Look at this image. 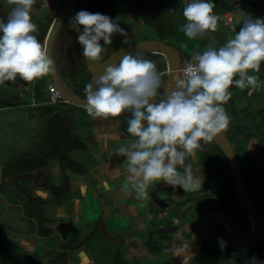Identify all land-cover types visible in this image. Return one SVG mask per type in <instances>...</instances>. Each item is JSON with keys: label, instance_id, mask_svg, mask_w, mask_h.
I'll use <instances>...</instances> for the list:
<instances>
[{"label": "trees", "instance_id": "trees-1", "mask_svg": "<svg viewBox=\"0 0 264 264\" xmlns=\"http://www.w3.org/2000/svg\"><path fill=\"white\" fill-rule=\"evenodd\" d=\"M127 2L132 13L152 31L148 38H155L173 46L179 53L181 63L191 59L186 51L189 48L197 50L200 37H196L195 42H192L193 39L186 36L184 31L180 33L182 22L179 20L184 19L181 0H127ZM247 3L256 10L255 16H260V12L264 11V0H214V11L217 14L226 9L235 12L240 6ZM116 6V0H77L73 14L79 9H88L93 12L107 13L117 20ZM10 9L8 0H0V17L7 19ZM57 11L58 9L53 13L48 12L34 19V22L39 26L38 39L42 42H44L52 17ZM240 27H237L235 33ZM76 37L77 35L67 22L63 21L53 41L52 57L55 68L64 83L77 96L87 99L84 88L91 81V74L86 68L82 46ZM127 43L123 33L114 34L112 43L105 45L106 50L102 52L101 58L97 61H103ZM143 53L146 57L156 61L160 72L166 69V61L161 54L150 51ZM164 79L165 76H161L162 85ZM48 82L47 74L28 80L30 95L35 101L40 102L46 99ZM230 89L232 96L224 106L231 119L229 126L222 131L234 146L241 163L247 191L258 207L259 202L264 199V147H259L261 144L260 135H264V132H261L264 131V107L259 110L255 109L246 96V102L237 106L235 102L238 95L236 87L231 85ZM243 92L246 95V90ZM12 97L13 95H10L8 91L0 88V108L18 102V100H12ZM160 98L162 97L158 95V99ZM70 105L67 102H59L30 106L28 114L37 123L34 145L16 152L4 161L5 164L1 171L2 180L9 184L12 183L14 187L8 188L9 186L0 182V196L10 205L12 203L8 197L14 196V188H16L18 195L25 198L24 202L27 207L25 209L21 203L20 205L16 203L20 201L13 204L21 207L22 216L32 225L35 235L47 239L51 243L50 248L43 252L35 251L22 255L8 254L7 258L2 259L4 264H78L79 261L77 262L74 253L79 251L87 252L95 264H128L121 248L127 233L125 231L116 233L108 229L101 215L96 222H93L88 231L76 234L67 240L61 238L60 234L50 226L52 222L46 213L49 206L60 205L70 198V173L85 174L87 171L70 154L73 150L85 149V145L76 135L68 115L67 108ZM251 142L255 145L256 155L245 150V147ZM196 153L200 158L199 167L204 171L203 175L208 176L210 180H216L217 183L220 182L222 186L216 182L204 185L198 190H194L190 197H186L174 205L169 222L179 223V230L183 232L177 234L179 230L176 231L178 229L176 228L173 229L175 234L172 231L165 232L159 240L160 244H158V240L153 245L146 242L147 250L153 254L156 253L154 256L158 255L159 258H161L159 254L161 250H165L171 260L173 259L172 249L176 243L175 239L180 235L185 234L184 245L187 243L186 239H188L189 233L185 232L183 217L192 206L200 203H216L215 209L226 212L242 229H246L248 223L246 214L235 195L224 154L213 140L203 142L202 147L197 149ZM54 160L60 171L58 183L53 181L49 172L45 171L49 169L51 161ZM33 172H36L40 178L35 179L32 176ZM32 182L33 187L31 186ZM35 188L48 191L49 196L35 195L32 192ZM214 224L213 227L210 225L207 232V235L210 232L211 236H206L200 250L189 264H224L235 253L236 250L230 245L228 237L223 235L222 231L219 234L213 231L214 228L219 230L223 227H218L216 222ZM223 230L225 232L224 228ZM260 249L246 251L248 252L247 257L258 254ZM242 254L244 253L239 252V261ZM171 260L164 262L170 264Z\"/></svg>", "mask_w": 264, "mask_h": 264}, {"label": "clouds", "instance_id": "clouds-1", "mask_svg": "<svg viewBox=\"0 0 264 264\" xmlns=\"http://www.w3.org/2000/svg\"><path fill=\"white\" fill-rule=\"evenodd\" d=\"M36 0H8L7 19L0 17V84L18 77L33 80L52 71L54 60L46 43L38 39L39 26L32 19ZM186 36L200 37L215 30L218 14L214 0H181ZM71 25L82 54L99 60L113 35L126 30L112 16L79 9ZM175 86L162 89L156 61L142 50L127 52L84 88L88 113L94 116L128 112L127 128L134 139L116 149L126 158V179L137 196L147 197L150 186L166 182L173 187L198 190L200 169L193 171L190 158L203 142L211 141L230 123L225 103L231 85L244 89L259 83L264 63V17L243 12L241 27L218 47L209 43L196 50ZM249 69L253 72L249 73ZM160 99H155L157 96ZM127 186V185H126ZM249 264H264L255 256Z\"/></svg>", "mask_w": 264, "mask_h": 264}, {"label": "crops", "instance_id": "crops-1", "mask_svg": "<svg viewBox=\"0 0 264 264\" xmlns=\"http://www.w3.org/2000/svg\"><path fill=\"white\" fill-rule=\"evenodd\" d=\"M241 7L243 6H240L239 9ZM254 12L256 15V10ZM233 13L235 15L236 11ZM238 26L241 25H236V29ZM224 29L225 28H222V30ZM191 39H193L192 42H195L196 37H191ZM127 42L131 43L132 41H129L128 38ZM207 45L208 44H205L203 45V47H199L198 50H203V48ZM195 51L196 49L190 51L193 52L192 57ZM192 57H190V60H192ZM262 68H264V63L261 64V68L258 73V79L264 82V70ZM248 71L249 73L253 72L252 69H249ZM18 78L12 83L6 81L0 85L1 89L8 91L10 95H13L12 100H18V102L12 103L11 106L0 108L1 111H11V113L17 115L16 118H13L8 123L7 127L9 128V130L7 131V134L4 136V138H0V140H3L4 142L3 146L0 144V163L2 164H5L4 161L14 155L16 152L31 148L34 145V135L37 130L36 120L34 118H31L28 114V108L30 107V105H28L27 102L31 97L28 88V80L23 81L22 78H20L21 80H19ZM237 89L240 91H237L238 95L235 100L237 106L243 105L245 102L242 101L246 100L247 97V99H249L252 104H260V108L264 107V90H262L260 87L257 86L256 91L249 95L247 94V91L246 95H244L243 89L239 88L238 86ZM155 99H158V96L155 97ZM240 100L242 103H240ZM67 111L72 125L75 128L76 135L78 136L79 140L82 141V143L85 145V149H76L73 150L70 154L73 158L76 159V161L83 165L87 171L85 174L70 173L69 175L71 182V195L67 201L59 205V208L60 210H62V212L58 217V222H63L64 226L66 225L65 229L63 230L68 236L64 235V240H67L77 233V224H75L74 226H72V224L71 226L74 227V229H71L72 227L70 226L69 228V226L67 225L68 222H87L86 231H88L91 228L93 222H96L98 220V217L101 215V217L104 218L105 224L108 229L116 233L124 231L127 233L126 239L124 241L125 244L127 243V238L129 237L130 232L129 230H127L128 228L126 229L127 226L122 225L121 222L124 220V218L125 220L127 219V221L130 223H132V220H128V215L127 213H125V211H128V203H126L127 207H125V205L121 201L124 196L126 197L137 194L135 190L131 188V183L126 179V169L124 168V165L127 162L126 158L117 155L116 149L120 144L128 143L132 139H134L132 134L128 132L127 128L128 117L131 115V113L121 112L120 114L115 116H94L90 113H86L83 107L73 104H71L67 108ZM1 129H3V127L0 126V130ZM5 141L7 142L6 144ZM198 157V154L195 153V155L190 158L191 164L192 162H194L195 165L198 164L199 166L200 158ZM49 169L58 177V180L51 177L53 181L58 183L60 181V171L55 160L51 161ZM49 169L45 171L48 173ZM34 174L37 173L33 172L32 174V176L35 178ZM0 182L7 187L9 186L8 188H11L10 185L12 183L9 184L7 181L2 180V178ZM31 184H33V182ZM95 185H97V188H95ZM38 189L39 188H35V190H33L32 192L36 194V190ZM92 189L94 190L92 191ZM181 189L185 192L188 191V189H183L182 187ZM16 191L18 193V190ZM173 191L174 187L168 185L166 182H156L154 187L150 186L148 189V195L153 197V201H148L146 197H142V199L140 198L139 203L137 204V206L139 205L140 208L145 210V212L146 209H148L147 214L144 213L142 215L144 216V219L137 222L138 225H140L138 227L140 229L139 233H141L143 229L152 225V222L156 223V219V221H158V244H160L159 240L165 232L172 231L175 234L174 230L176 228H178L176 229V231L179 230V223H173L169 221L174 205L182 201L185 197L180 200L176 198L173 201L172 199L176 196ZM193 192L194 190L188 191L186 196L190 197ZM161 194L164 196V199L160 197ZM37 195L48 197L49 192L40 188V191H38ZM85 195L91 197L87 201L88 204L87 202L82 203ZM75 199L77 200V209H72L69 204L70 201H73ZM100 200H102V202H100ZM154 200L156 203L153 204ZM125 201L126 199H124V202ZM262 203L264 204V199L262 200ZM155 204H158V206H155ZM88 205H90V207ZM208 205V203H200L198 205L192 206L186 212V215L183 217L186 233H190V231H192L195 226V214H200V212L202 213L205 210L204 206ZM86 209L91 212V215L86 214ZM75 215H77L76 219L73 220ZM135 221L136 220L133 219V222ZM118 226L124 227V229H122L121 227L118 228ZM138 228L136 227V229ZM182 232L179 230L177 234ZM185 237V234H182L180 235V237H177L175 239L176 243H174L175 245L172 249V258L183 246L186 245H184ZM126 245L128 248L129 244ZM130 247L132 246L130 245ZM130 247L129 249H131ZM159 254L162 261V263L160 264H165V260H171L165 250H161ZM124 257L126 258L125 253ZM152 257L153 253L148 251L146 247V251H144L142 254H139L137 260L133 262L130 261L128 262V264H148V261L152 259ZM252 257H250L249 259H251ZM237 260H239V255Z\"/></svg>", "mask_w": 264, "mask_h": 264}, {"label": "rangeland", "instance_id": "rangeland-1", "mask_svg": "<svg viewBox=\"0 0 264 264\" xmlns=\"http://www.w3.org/2000/svg\"><path fill=\"white\" fill-rule=\"evenodd\" d=\"M62 2H63V0H36L35 4L33 5V8H32V19H36L38 17H41L48 12L53 13L55 10L60 8ZM116 3H117V7H116L115 14L117 17V21H119L122 24V27L126 30V32L123 33L126 41L128 38H129V41L133 42V41L142 39L143 37L148 38L149 36H151L152 31L146 25L141 23V21L132 13V10H131L127 0H116ZM9 6L11 8L10 4H9ZM254 11L252 9L251 4H248V3L245 4L243 7H241L239 10H237L236 14L234 15L236 25H238V24L241 25L242 18H243V12L250 13L253 16H255ZM260 16L264 17V11L260 12ZM179 21L182 22L181 23V25H182L186 22V18L184 17V19H182V20L180 19ZM222 28H225L226 30L225 29L222 30ZM182 32H183V30L181 28L180 33H182ZM234 35H235L234 30L228 29V28L222 26L218 22L217 28L215 30L208 31L204 35L200 36L198 46L203 47V45H205V44L213 43L215 46L218 47L220 44H222L228 38H230ZM189 49L186 52L190 53L189 55H191V57H192L193 52H190V51H193V49H190V50ZM192 60H193V57H192ZM262 69L264 70V68H262ZM18 79L21 80L20 77ZM22 80L24 81V79H22ZM7 82L12 83L14 81H7ZM235 87H236V90L238 92H240L237 89V86H235ZM244 90H245V88L243 89V91ZM237 102H239V101H237ZM242 102H246V100H243ZM242 102L240 100V103H242ZM253 106L255 109H258V110L260 108V104L255 105L253 103ZM16 116L17 115L14 113H11V111H1L0 110V126L3 127V129L0 130V138L1 137L4 138V136L7 134V131L9 130V128L7 127L8 123L13 118H16ZM261 132H264V131H261ZM260 136H261L260 137L261 144L259 145V147L262 148V147H264V135H260ZM6 143L7 142L5 141V144ZM0 144L2 146L4 145L3 140H0ZM245 148H246L245 150L248 153H253L256 155L255 145L253 144V142H251ZM0 160H1V158H0ZM192 168H193L194 172H196L197 169H200L202 174H204L203 173L204 171L198 166V164L195 165L194 162H192ZM49 172H50V176L52 178L58 180V177L52 171H50V169H49ZM203 177H204V179H203L202 186L216 182V180H214V179L210 180V178H208V176H206V175H203ZM217 184L219 186H222V184L220 182ZM10 186H11V188L14 187L12 184ZM31 186H33V184ZM95 188H97V185H95ZM16 190L17 189L14 188V193H13L14 196L8 197L12 203L10 205L5 200H2L3 198L1 199V196H0V264H4L2 262V259L7 258L8 254L22 255V254L33 253L35 251H38V252L42 251L43 252V251H46L47 249H49L51 246L50 245L51 243L49 240L44 239V238H39L35 235V233L33 232V229H32V225L29 223V221L26 218H24L22 216L21 207L19 206L20 207L19 208L18 206L13 204L16 201H20V202H16V203H18L19 205L21 203L25 209L27 207L26 202H24V201H26L25 198H21L22 196L18 195ZM93 190L94 189H92V191ZM190 190L191 189H188V191H190ZM36 191H37L36 194H38V191H40V188ZM187 192L183 191L180 186L179 187L175 186L173 193L176 196L172 200L174 201L176 198H178V200L183 199V197L186 198ZM181 193H182V195H181ZM160 197L164 199V196L162 194ZM90 198L91 197H89L88 195H85L82 203H86ZM140 198L142 199V196L130 195V196H126V197L124 196V198H122V201H121L125 205V207L128 206V208H127L128 211L127 212L125 211V213H127V215H128V220H132V223H130L127 221V219L125 220V218H124L125 221L123 220L121 222L122 225L127 226L126 229L128 228L127 230H129V232H130L129 237L127 238V243H125L121 247L125 253V256H126L128 262H130V261L133 262V261L137 260L139 254H142L144 251H146V245H145L146 242H148L149 244L151 243L153 245L158 240V238H157L158 237V223H157L158 221H156V219H155L156 223L152 222L153 223L152 225L143 229L141 231V233H139L140 229L138 227L140 225H138L137 222L140 220H143L144 216H142V215L144 213L147 214V211H148V209H146V212H145V210L140 208L139 205L137 206ZM146 198L148 201H153V197H151L150 195H148ZM76 199L73 201H70L69 206L72 209H77V206H76L77 200ZM124 199H126L125 202H124ZM168 199H170V198H168ZM100 202H102V200H100ZM131 202H134V203H131ZM135 202H137V203H135ZM126 203H128L127 206H126ZM154 203H156L155 200H154L153 204ZM87 204H88V202H87ZM156 205L158 206V204H155V206ZM88 206L90 207V205H88ZM215 206H216V203H212V204H209L208 206H204V208H205V210L214 209ZM257 209H258V212H259L260 218H261V232H260L259 237L256 238L250 245H248L246 247L235 248L232 244H230L236 251L229 259H227L225 261L224 264H249V261L251 259H249L250 257H247L248 252H246V251H248L250 249L256 250L259 248H261V249H260L259 253L257 255H255V257L258 259L264 260V204L262 203V201L259 202ZM156 211H158V210H156ZM61 212H62V210H60L59 205H53V206L50 205L48 208V211L46 213H47L48 218L52 222L50 225L51 228L53 230L57 231L60 234V236H62V238L64 239V235H67V234H65V231L63 230V229H65L66 225L64 226L63 222H58V217H59ZM90 213L91 212L86 209V214L91 215ZM200 214H201V212H200ZM200 214H198V213L195 214L196 217H195L194 222H196V220ZM76 216L77 215H75L73 220L76 219ZM133 219H135L136 221L133 222ZM75 224H77L76 225V227H77V229H76L77 233L76 234H81V232L86 231L87 222H68L67 223L69 228L71 225L74 226ZM213 224H214V222L211 223V227L216 225V224H214V225ZM217 225H218V227L221 226L219 223ZM121 226H118V228H120ZM136 227L138 229H136ZM247 227H248V223H247L246 228ZM121 228L124 229V227H121ZM71 229H74V227H72ZM214 229L215 230H213V231L216 232V234H219L221 231H222L223 235H226V233H227L226 231L224 232L223 228H220L219 230L217 228H214ZM191 233H192V231H190L189 237H188V239H186L187 242L189 241ZM207 236L208 237L211 236V233L209 232ZM184 242H185V240H184ZM126 244H129V247L131 245L132 246V247H130L131 249H129V247L127 248ZM125 248H127V249H125ZM132 250H133V252H132ZM239 252L244 253L241 256L240 261L237 260ZM74 254L76 256L77 262L79 261L78 264H95L94 261L92 260L93 258H91L87 252L79 251V252H75ZM154 254H156V253H154ZM154 254H153L154 260H152L153 258L150 259L151 261L149 260L148 264H160V263H162V261L160 260L158 255L154 256ZM190 260L187 261L185 264H189Z\"/></svg>", "mask_w": 264, "mask_h": 264}, {"label": "water", "instance_id": "water-1", "mask_svg": "<svg viewBox=\"0 0 264 264\" xmlns=\"http://www.w3.org/2000/svg\"><path fill=\"white\" fill-rule=\"evenodd\" d=\"M76 1L77 0H63L60 8L52 17L51 23L44 38V43H46L49 55L51 57L53 41L63 21H66L72 31L78 35L76 29L71 25ZM138 49L142 50L143 52L150 51L161 54L166 61V75L163 81L162 89L166 90L175 86V78L181 76V61L179 53L173 46L155 38L140 39L131 43H127L101 62L85 57V65L91 74V81H94V79L105 70V66L107 64L119 61L127 52H135ZM47 74L68 103L85 107L87 99L80 98L69 89V87L60 78L55 65L53 66L52 71ZM213 141L220 148L227 161L235 195L246 214L248 230L244 231L237 224L234 218L224 211L215 208L203 211L196 220L189 241L174 255L170 264H185L187 261L192 259L200 250L207 236L208 229L213 222L219 223L226 230L228 239L235 248H241L250 245L260 235V214L251 195L247 191L246 184L243 179L241 163L234 146L222 130L215 136ZM3 166L4 164L0 163V181L2 178L1 170ZM34 176L35 178L39 179L37 174H34ZM41 181L43 180L41 179Z\"/></svg>", "mask_w": 264, "mask_h": 264}, {"label": "built area", "instance_id": "built-area-1", "mask_svg": "<svg viewBox=\"0 0 264 264\" xmlns=\"http://www.w3.org/2000/svg\"><path fill=\"white\" fill-rule=\"evenodd\" d=\"M218 22L231 30H236V21L234 18V13L231 9H226L224 11H222L221 13L218 14ZM189 62H194L193 60H188L184 63L180 64V73L182 75V69L184 68V66L189 63ZM162 76L166 75L165 70L161 71ZM48 75V74H47ZM48 80L49 82L47 83V90H46V99L44 101H35L32 96L30 97V100L27 102L28 105L33 106L36 104H40V103H59V102H67L65 100V98L62 96V94L59 92V90L56 88L55 84L52 82V80L50 79L49 75H48ZM259 83L256 86H248L245 88V90L247 91V94H251L254 91H256L257 86L260 87L262 90H264V82H262V80L258 79ZM31 94V92H30ZM68 103V102H67ZM85 109V112L88 113L86 107H83Z\"/></svg>", "mask_w": 264, "mask_h": 264}, {"label": "flooded vegetation", "instance_id": "flooded-vegetation-1", "mask_svg": "<svg viewBox=\"0 0 264 264\" xmlns=\"http://www.w3.org/2000/svg\"><path fill=\"white\" fill-rule=\"evenodd\" d=\"M217 223V222H216ZM242 228V227H241ZM248 230V227L246 228ZM246 229H243L244 231H247ZM226 231V230H225ZM226 236L228 237V234H226ZM229 241V240H228ZM230 243V241H229ZM231 244V243H230Z\"/></svg>", "mask_w": 264, "mask_h": 264}]
</instances>
